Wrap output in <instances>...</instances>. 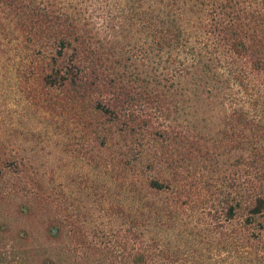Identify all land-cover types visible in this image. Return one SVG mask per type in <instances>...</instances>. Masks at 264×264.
Wrapping results in <instances>:
<instances>
[{"label":"trees","instance_id":"trees-1","mask_svg":"<svg viewBox=\"0 0 264 264\" xmlns=\"http://www.w3.org/2000/svg\"><path fill=\"white\" fill-rule=\"evenodd\" d=\"M236 220L264 249V0H0V264H173Z\"/></svg>","mask_w":264,"mask_h":264},{"label":"rangeland","instance_id":"rangeland-1","mask_svg":"<svg viewBox=\"0 0 264 264\" xmlns=\"http://www.w3.org/2000/svg\"><path fill=\"white\" fill-rule=\"evenodd\" d=\"M69 168V162L67 166L62 164V167L57 171L59 173V180L67 179L66 174L69 172ZM16 222L31 230L33 233L32 238H35L37 241L44 239L45 233L38 225L35 229L31 228L32 223L21 216L16 219ZM233 227L234 230L232 227L226 229V237L222 236L224 237V241L221 239L220 242H216L215 239H212V243H204L199 238L200 245L203 243V246L193 243L196 242L195 240L192 241V244L187 243L188 245L185 248L188 251L178 250L173 264H264L263 244L261 245V242L257 243L245 239V233L240 230L238 220H236V226L233 225ZM198 247L201 249L200 253Z\"/></svg>","mask_w":264,"mask_h":264}]
</instances>
